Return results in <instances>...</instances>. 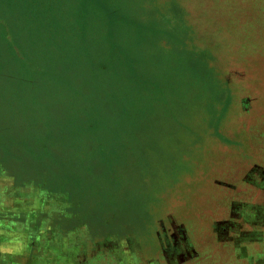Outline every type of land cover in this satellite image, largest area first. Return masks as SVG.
<instances>
[{
  "label": "rangeland",
  "instance_id": "374dc122",
  "mask_svg": "<svg viewBox=\"0 0 264 264\" xmlns=\"http://www.w3.org/2000/svg\"><path fill=\"white\" fill-rule=\"evenodd\" d=\"M8 2L0 264H264L208 252L222 174L264 225V0Z\"/></svg>",
  "mask_w": 264,
  "mask_h": 264
},
{
  "label": "crops",
  "instance_id": "0c3cea01",
  "mask_svg": "<svg viewBox=\"0 0 264 264\" xmlns=\"http://www.w3.org/2000/svg\"><path fill=\"white\" fill-rule=\"evenodd\" d=\"M16 1L21 2L23 0H16ZM25 1H26L25 3L27 5V7H31V8L33 7V6H31V0H25ZM8 4L10 5L8 0H0V10L5 13V12H11L12 9L16 11V9L19 8V6L16 8L14 5L11 7V5L8 6ZM1 21H3V20H1ZM3 23L5 24V28L7 29V32H8V27H7L6 23L4 21H3ZM19 32L22 33L23 31L22 32L19 31ZM3 33H4L3 38H5L6 31H3ZM3 45H4V43H3ZM11 48L12 47L9 48L7 43H6L5 50L9 49L10 51H13V48L12 49ZM10 55L11 54H9L8 51H4L2 56L6 57V59H8ZM256 166L257 165H255V164L252 165V167H251V168H253L252 172H254V173L256 172L255 176L257 178H260L261 181L263 182L264 181V171L258 172L257 170H255ZM248 171H247V173H248ZM247 173L244 174L243 177L238 182H234V180L242 174H240L239 176H236L235 179H233L232 173L230 175L229 174H222L223 182H216L217 184L222 185L224 188H226L228 190V191H225L226 193L228 192L229 194L234 195V196H228L229 202L227 201V203H226L227 205L225 208L221 207L218 209V211L216 210L213 214L215 224H217L216 226L220 225L218 227V230L215 227L213 235L217 234L216 232H218L220 230L218 233H221L222 236L224 237V239H226V240H224V241L220 240L219 242H217L218 244L221 245V249L217 248V250H215V251H214V249L213 250L209 249L208 252L211 256H214V258H216V255H219V258H221V260H220L221 262L223 260L222 258H225V257L227 258V262L230 261L232 263V261H234V259L231 258L232 251H233L232 245H234L235 242L238 243V240L241 242H248V243L255 242L256 244L259 243V241L257 240L258 237L253 236V235H255L256 230L254 232H252L250 229H248L249 227L253 228V229H257V230L264 227L263 223H262V225L259 223L253 224L252 223L253 221H249L247 218H244V216H243V218H244L243 219L242 217H240L236 214V207L240 206L242 209H245V210H249V209L254 210V212H255L254 214H256L257 216L259 215V212L256 210L257 209L256 206L249 205V203L246 204L245 202H239V200H236L237 198L239 199L241 196V191L239 189L242 187H240V188L235 187V184H238L239 182H242L244 188H247V193L253 194L255 191L258 192L256 189V188H258V185L253 184V182L249 181V180L247 182L245 181V178H247ZM215 174L218 175L217 172H215ZM245 183H247V185H244ZM232 191H235V192H232ZM245 196H246V194H245ZM246 198H247V196H246ZM198 214L202 215L201 213H198ZM227 239H229V240L231 239L230 240L231 242L228 241ZM258 245L255 247V251L261 252L260 246H258ZM234 263L238 264L237 262H234Z\"/></svg>",
  "mask_w": 264,
  "mask_h": 264
},
{
  "label": "flooded vegetation",
  "instance_id": "af4514ba",
  "mask_svg": "<svg viewBox=\"0 0 264 264\" xmlns=\"http://www.w3.org/2000/svg\"><path fill=\"white\" fill-rule=\"evenodd\" d=\"M236 214H237L238 216H240V217H243V216L246 214V211L243 210L240 206H237V207H236ZM246 216H247V215H246ZM219 226H220V225H219ZM219 226H218V227H219ZM173 230H174L175 233H177V234L182 233V231L179 230L178 227L174 228ZM169 231H172V229H169Z\"/></svg>",
  "mask_w": 264,
  "mask_h": 264
}]
</instances>
